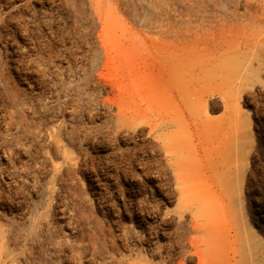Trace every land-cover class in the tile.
I'll return each mask as SVG.
<instances>
[{
	"label": "rangeland",
	"instance_id": "1",
	"mask_svg": "<svg viewBox=\"0 0 264 264\" xmlns=\"http://www.w3.org/2000/svg\"><path fill=\"white\" fill-rule=\"evenodd\" d=\"M163 56L216 173L190 191L174 127L134 112ZM205 229L264 264V0H0V264H206Z\"/></svg>",
	"mask_w": 264,
	"mask_h": 264
},
{
	"label": "bare ground",
	"instance_id": "2",
	"mask_svg": "<svg viewBox=\"0 0 264 264\" xmlns=\"http://www.w3.org/2000/svg\"><path fill=\"white\" fill-rule=\"evenodd\" d=\"M135 48H136V51L137 52H140V45H139V42L138 41L135 42ZM154 62H155L154 63L155 68L157 70L156 72H157V75H158L157 84H156L157 87L154 85L155 86L154 89H156V90L153 89L155 91L154 95L156 96V102H155L154 105L153 104L150 105L148 103V100H147L149 97L148 98H145L146 99V101H144V103H146L145 104V107L143 109L142 108H139V107H136L135 110H134V112H135V114L137 116H141V113L142 112H140V111H142V110L145 111V113L151 114L152 116L155 115L156 120L158 122L153 118L154 117L153 116L152 117L153 118L152 119L153 120V123L152 124H153L154 127H159V128H161L162 126H164V127L165 126H167V127H174L173 130L171 129L172 130V133L168 137V141H169L168 144L171 146V148L173 147L174 148L173 150H175L177 153L181 152L180 155H182L181 156L182 157V160L176 166L177 169L179 170V173L182 172L181 173L182 175H180V178H182V180L180 181L179 184H183L184 187L187 188L188 191H190V190L194 189L195 187L196 188H199L201 186V184L199 183V182H201V180H202L201 183H204L205 179L208 180V177H210V178H212L213 176L216 177L215 176L216 173L211 172V173H214L212 177H211V175L205 174L206 175L205 177H207V178H201V177H199V178H201V180L198 181L197 180L198 177L196 179L194 177V175H193L195 172H193L192 169L190 168V165H188L191 162H188L186 160L187 157H188V153L185 152L186 154L185 153H184L185 155L183 154L184 150L186 149V146H185L186 145V142H189V146H191L190 147V150H191V152H193L192 151V149H193L192 147H194V146L193 145H190L192 143V141H190V139H191L190 137L191 136L193 137V135L195 136V134L201 136L203 134L202 132H204L203 131V129H204L203 127L204 126H203V123H201L200 121L197 120V118L195 116L196 114L194 112L195 110L193 111V110L190 109L189 112H188V115L187 116L184 115V111L183 110H184L185 107L182 109V105H181L182 103L179 102V100L184 99V96H186V93L189 90L188 89V84L189 83H188V80H185V81L182 80V82H180V81L178 82V79H177L178 76H177V74L178 73L180 74V72H179V66H178L177 59L172 58L170 56L169 57L163 56V57H161L160 61L159 60H155ZM155 73H153V75ZM153 75H152V73L150 74V78H153L152 80H154V77H156L155 75L153 77ZM153 84H154V82H152V85ZM162 89H165L166 90L167 95L162 92ZM143 96L145 97L146 94L143 95ZM143 96L140 95L141 100L144 99ZM179 97L181 99H179ZM149 118H150V116H149ZM219 127H220V125H219ZM169 145H168V147H169ZM193 150L195 151V149H193ZM191 165H192V163H191ZM199 174L204 175L203 173H198V175ZM202 177H204V176H202ZM215 179L213 178L211 180L214 181ZM207 180H206L205 184L208 183ZM214 182H216V181H214ZM220 184H222V183H220ZM222 186H223V184H222ZM186 212L187 211H184L182 213L181 216L183 218H188V217L190 218L192 216L191 218H193L195 220L196 219H199V217L203 213H205V212H202V210L200 211L198 209L193 210V211L191 210V212H188V213H186ZM215 213H216V211L215 212L212 211V210L210 211V215L211 216H214ZM189 218H188V220H189ZM198 224L192 223L191 226H190L191 227L190 229L199 232L201 230V226H199L200 227L199 228L198 227ZM209 226H207V228H210ZM211 226H212V224H211ZM215 228H216V226H215ZM214 233L217 234V232H214ZM192 234H194V233H192ZM191 235H190V237H191ZM196 238L198 239V242H202L203 243V251H204V253H207V255L210 254V253L214 255V257L213 258L211 257V259L205 255L206 256V259H205V262L204 263H206V264H231L230 263V260H229V257H227V255H226V250H227L226 247L224 245H222L221 243H219V242L216 243V242L213 241V239H212V232L210 230L205 229V230H203V232L201 231V234L199 236H196ZM225 240H226V238H225ZM227 258H228V260H227Z\"/></svg>",
	"mask_w": 264,
	"mask_h": 264
}]
</instances>
